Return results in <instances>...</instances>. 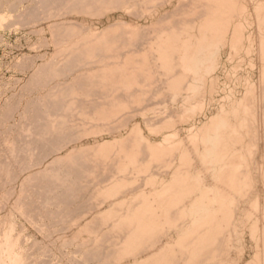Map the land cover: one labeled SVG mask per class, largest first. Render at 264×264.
I'll use <instances>...</instances> for the list:
<instances>
[{
    "label": "rangeland",
    "instance_id": "obj_1",
    "mask_svg": "<svg viewBox=\"0 0 264 264\" xmlns=\"http://www.w3.org/2000/svg\"><path fill=\"white\" fill-rule=\"evenodd\" d=\"M243 1L246 2V7H248L247 12L249 11L246 19L247 21L251 20V22H248L249 26L244 31L245 37L241 43L242 47L239 49L241 51H238V55H235L236 52L230 48V39L229 42L226 39L225 46H222V50H220L218 65L214 66V71L209 75L211 77L208 76V80L212 79L215 82L213 83L216 85V89L212 92L199 91L200 94H204V98L199 96L197 97L199 99L193 98V100L191 96L194 92L187 89V86H191L193 82V75L181 72L175 64L169 65V62L175 61V50L179 45H160L159 39L164 35L173 38L176 34L182 33L183 29L196 34L197 31L194 28L205 19V11L201 7L200 0H149L146 3L137 2L136 4H140V7L138 6L134 11L133 8L125 10L127 14L124 13V10L110 9L109 11L108 9L107 11L101 7L97 8L91 15L72 13L64 16L69 22L84 23L82 27L65 24L51 29V21H42L44 17L42 9H40L41 12L39 10V15L38 12L35 14L30 13L27 17H25L26 15L21 17L8 12L2 14L0 19V115L2 114V117L0 116V229H6L10 226V223H13L16 228L14 234L22 230L19 233L20 242L26 246L25 250L31 256L27 258L25 264H75V260L81 262L80 264H177V258L182 255L181 253L183 252V255L187 254H184L185 250L181 251L180 248L185 243L180 242V245H176L177 236L173 228H170V225L165 222L164 224L163 220L161 225L151 227L149 232L136 243V253H110H112V250L114 252V250L120 249L124 241L131 237L130 230L136 231L137 229L127 224L131 221V218L127 220L125 217L122 218V213L125 214L127 211L131 213V211L133 212L141 206H146L148 211H151L150 207L161 204L160 202L155 203L154 199L157 198L156 196H158L161 189L168 187L167 184L172 181L173 177H179L180 174L185 173L186 163L188 162L191 163L192 169L194 168L192 170L190 167V171L192 173L199 172L202 178L205 179H203L204 184L209 188L208 190L216 189L219 192H226L228 198L232 197L230 199L235 200L232 201L233 203L230 202L224 206V210L228 213L227 216L222 220L219 219L216 223L217 226L216 224L212 225V227L214 226L213 230L211 227L207 241L204 244V249L207 251L194 258H188L186 255V257L181 256L182 262L180 261L181 263L178 264H189L190 261L195 264L197 262L201 264L202 261L203 264H213L214 260L212 259L224 254V252H228V261H230L228 264H250L251 259H256L254 241L249 233V216L252 214V218H255L253 215L255 209L253 203L249 200L252 199L253 194L247 195L243 189L242 193L235 194L227 186L228 178L232 173L231 167L234 165V161L235 164L239 163V158L226 160L228 169L225 173L220 172V175L218 169L217 172H213L207 164L209 160L205 161V165V162L194 153V139L190 133V130L195 129V127L201 128L213 114L215 115L220 105H227L229 97H243L248 87L253 85L257 121L254 126L252 124L248 125V136H244L246 142H243L245 150H248V148L254 150L253 157L259 168L257 174H255L258 175V178L256 177L259 185L257 188L261 195L264 194V182L262 183L264 180L261 177L264 167V82L262 81L264 43L259 45L261 44L259 40L260 32L263 33V31H258L257 28L261 26L258 25L263 20L261 18H264V3H262L264 0ZM16 3L18 4L19 0H9L8 7ZM21 3H25V6L33 5L31 4L32 1L29 0H23V2L21 0ZM256 5L258 11L261 8L260 5H263L260 9L261 12L255 11ZM257 13L259 15L260 13L263 14V16L260 15L261 18L259 16L260 22ZM255 18H257V21ZM54 20L57 21L52 19V21ZM114 23H117V26L111 27ZM123 26H127L126 29L122 28ZM115 29L117 30L114 34L116 39L110 40L109 44L111 45L105 44L104 41L96 42L103 36L111 39V31ZM134 32L139 34L135 36L124 34ZM250 36L253 43L251 42L249 48L250 41H248V44L247 37ZM129 42H134L133 44L136 45H128ZM80 43L83 44L80 45ZM74 52H77L78 57H70L69 60L72 63H69V65L62 66L63 68L58 65H49V69L47 67L45 72H42L39 76L35 73L37 69L41 68L42 70L43 65H46L51 59L54 62L57 61L60 53L73 55ZM91 53L96 54L97 58L88 59L87 56ZM158 58H164V61H159ZM87 60L96 61L97 63L84 67L83 63ZM27 61L28 66L26 65ZM124 61L129 63L126 68L137 71L134 81H127L116 72L121 66L117 67L113 63ZM22 62L27 66V70L25 66L24 69L20 68L23 67ZM21 64L22 66H20ZM29 65H33L32 68ZM77 69L81 70L77 71ZM77 75L79 78H77ZM178 78H185V80H181V88L178 91L170 90L171 82ZM245 80H250L247 82L249 84L251 82L250 86ZM208 82L210 81H207V85ZM121 83H130V87L127 89L129 90L128 97H121L123 92L116 90L121 86ZM58 85L61 89L55 88ZM51 93L53 97L50 96L49 98ZM70 93L74 96L73 100ZM57 94H61L62 97L59 95V97H56ZM68 95L70 96L67 97ZM41 98L43 100L50 99L49 101L52 100L54 103L51 101L49 103L51 106L46 105V108L50 110V114H44L43 119L37 122L35 119L38 114L36 115L37 112L34 110H36L37 102ZM59 99L60 102H63L61 106L57 105ZM137 99L140 102H136ZM201 99L204 104L199 110L196 109L198 107L195 104L198 101L200 102ZM69 100L74 104H71ZM192 103L196 108L191 106ZM52 107L53 109H51ZM59 108L61 109L60 112L57 111ZM193 108H195V111ZM28 109H30L29 111L33 110L35 113L27 111ZM114 109L117 111L124 109L123 116L119 112L115 115L118 118L119 116L128 118V122L124 123L125 127L113 129L112 132L109 131L108 133L107 127H118L123 124L120 122L121 118L117 122H104L101 119L108 117L110 110ZM12 111L14 112L12 113ZM185 114L187 117L190 116L189 119L184 118L186 117ZM31 117L35 118L32 120L33 124L30 123L31 120L28 121L32 119ZM25 118L26 121H24ZM44 118L45 121H43ZM147 119L153 120V123L152 121L149 122L153 126L154 133L146 127L145 121ZM58 120L62 123L58 124ZM166 122L173 124V128L166 130V132H176L177 136H171L172 141L168 140L164 144L168 145L170 142L175 141L176 145L175 143L172 144L175 145L174 148H167L164 156L157 157L151 156L148 150L143 147L142 152L144 155L140 156L141 163L136 164L143 169L138 170V172L135 169L136 165L130 164L125 157L123 158L124 155L121 154L122 158L118 159L115 153L117 146L107 151L94 150L98 143L116 145L120 141L124 151L137 143L142 150L143 144L136 139L137 133H141L144 138L152 143L159 142V140L161 142L165 131L162 130L160 134L159 130ZM20 125L24 127L23 130L28 128V134L25 132L24 135L23 127ZM17 126L20 127L17 128ZM178 142L181 144H177ZM254 144L255 147L259 146L260 148H253L252 145ZM59 147L65 148L58 153L52 152ZM180 147L187 149L189 152L190 156L185 158L186 160L190 158L187 162L178 155V148ZM245 152L242 160L248 157V153ZM145 155L148 157L146 158ZM67 156L73 158L69 163L72 170L70 168V171L65 172L62 169L59 172L69 174L65 178L68 185L20 186V182L24 178L37 171L36 168L25 169L30 161H37L46 157L44 160L51 162L57 158ZM239 170L240 173H245V167H241ZM10 174L18 177L16 184L14 183L15 185L7 183L14 178ZM118 176H121V178ZM116 177H118L119 182H123V185H110ZM40 180L37 179L36 181ZM42 180L46 181V179ZM147 181L150 183L148 184ZM207 188H205V191L208 192ZM198 193L197 191L194 195L199 197L201 192ZM207 194L210 197L213 195L210 192ZM59 195H62V197ZM194 195L192 197L197 198ZM57 198L58 200H56ZM183 204L185 203L179 205L182 206ZM214 205L216 208L219 207L217 204ZM19 206H23L22 212L30 216L29 218L20 214V211H18ZM260 206L261 209L264 208L263 203ZM173 215L165 219H169L167 220L169 223L181 224L180 227L190 221L188 218L181 220ZM165 219L164 221H166ZM259 220L264 222L262 215H259ZM196 228L198 229L199 226L197 225ZM234 228L237 234L233 232ZM214 229L215 232H213ZM221 229H228L231 234L228 232L226 235ZM197 231L199 234L200 229ZM228 235H231V239L228 243L229 246L225 247L227 244L225 237ZM139 236L141 235L139 234ZM213 237L216 240L213 241ZM110 245L112 246L109 247ZM104 248L105 250L102 251L101 249ZM170 248L175 249V254L171 253L170 255V251H168ZM212 249H218V252L211 253ZM167 251L168 253H166ZM118 256L119 258H117Z\"/></svg>",
    "mask_w": 264,
    "mask_h": 264
},
{
    "label": "bare ground",
    "instance_id": "obj_2",
    "mask_svg": "<svg viewBox=\"0 0 264 264\" xmlns=\"http://www.w3.org/2000/svg\"><path fill=\"white\" fill-rule=\"evenodd\" d=\"M8 1L9 0H4L3 2L2 1L0 2V19L2 18V14L5 13V12H8L10 14L11 13L12 14L15 13L18 16H21V17L26 15L25 17H27V15H29L30 13L35 14L36 12H38V15H39V10L42 9L43 10L42 14H44V17L42 18V21H51L52 25H51L50 28L52 29V28H57V27L63 26L65 24H70L71 26H81V27L84 26V23H78V21L69 22V20L65 19V17H64V16H66L68 14L77 13V14H90L91 15L92 12H94L97 8H101V7H103L107 11H108V9H109V11H110V9L111 10L112 9L113 10L118 9L119 11L120 10L121 11L124 10V13L127 14L125 12V10H129V9L131 10L133 8V11H134V9H137V7L140 5V4H136L137 2L138 3H146L149 0H120V1H118V0H48V1L47 0H29V1H32L31 4H33V5H29V6H25L24 5L25 3L22 4L21 0H19L18 4L17 3L15 5L11 4V7H8ZM200 1H201L200 3H202L201 7H203V9L205 11L204 12L205 19L202 20L200 23H198L197 26L195 25L196 27L194 29H196V31H197L196 34L193 33L192 31L187 30V29L186 30L183 29L182 33L176 34V36H174L173 38H171L169 35H164L163 37H161V39H159L160 45H179V46H177V49L175 50L176 51V53H175V56H176L175 57V61L172 62V63L169 62V65L175 64L176 66L179 67V70L181 72H183L185 74L193 75V78H192L193 82H192L191 86H187V89L192 90L194 92L193 95L191 96L192 100H193V98L194 99L195 98L199 99V98H197L199 96H200V98L201 97L204 98V94H200L199 91L207 90L209 92H212L214 89H216V87H215L216 85H214L215 82L212 79L208 80V78L211 77L209 75H211L212 71H214V69H215L214 66L218 65V59H219V56H220V50H222L221 47L225 46L224 43H225L226 39H227V41L230 39L229 40L230 42L228 41L230 43V48H231L232 51L237 53L239 51V49H241V47H242L241 43H242V41L244 40V37H245L244 31L249 26L248 22L249 21L251 22V20L247 21V19H246V18H248L246 15H248L249 11L247 12V8L248 7H246V2L243 1V0H200ZM22 2H23V0H22ZM262 3H264V2H262ZM259 4H261V3H259ZM257 5H258V3H257ZM257 5H256L255 11L258 9ZM263 5H260L261 8H262ZM199 7H200V5H199ZM254 7H255V4H254ZM261 8H259V11L257 10V12H261L260 11ZM40 12H41V10H40ZM129 12H131V11H129ZM263 12H264V9H263ZM134 13H136V12H134ZM129 15H131V14H129ZM260 15L263 16V14H261V13H260ZM260 15L258 14V16H257L258 19H259ZM257 18H255V20ZM260 18H261V16H260ZM52 19H56L57 21H55V20L52 21ZM36 20H38V19H36ZM39 20H40V18H39ZM261 20H262L261 24H258V22H256L258 25H261V26H258L256 24L258 26L257 27L258 31H263V33L260 32L261 35L259 36L260 37L259 40H260L261 44H259V45H262L264 43V18H261ZM117 21H120V20H117ZM258 21L260 22V19ZM33 23H35V22L33 21ZM116 26H117V23H114V24L111 25V27H116ZM126 27L127 26H123L122 28L126 29ZM116 29L114 31L113 30L111 31V33H112L111 39L108 38L107 36H103L102 38H100L96 42L104 41L105 44L111 45V44H109L110 40H112V39L115 40L116 39V37H114V34H116L115 32L117 31ZM124 34H126V35L131 34L132 36H135L136 34H139V33L134 32V33H124ZM230 35H231V37H230ZM251 39H252L251 36L247 37V43H248V41H250L249 42L250 44L248 43L249 44V46H248L249 48L251 47V44L253 43V39H252V41H251ZM133 43L129 42L128 45H136V44H133ZM82 44L83 43H80V45H82ZM242 49H244V48H242ZM236 53H235V55H238V53L237 54ZM76 54H77V52L75 54H73V55L60 53L59 54V58L57 57V61L54 62L53 59H51V61L46 63V65H43L42 70H41V68L39 70L37 69V71L35 73L37 74V76H39L42 72H45L46 68L49 65L50 66L58 65L59 67L60 66L62 67V66H65V65H69V63H72L69 60L70 57L71 58L78 57ZM80 55H82V54H80ZM86 56H87V54H86ZM86 56H85V58H86ZM233 56H232V58H233ZM93 57L95 58L96 54H92L91 53V54H89L87 56L88 59H91ZM155 58H156V56H155ZM158 60L159 61H164V58H158ZM29 62H30V60H29ZM31 62H32V60H31ZM95 62L96 61L87 60V62H85V63L82 62V63H83V66L85 67V66L93 65V64H95ZM26 63L25 64L28 66V61ZM22 64H23V62H22ZM22 64L20 66H22ZM29 64H31V63H29ZM113 64L115 66H117V67L121 66L120 68H118L119 70H116V72H118L122 76L123 79H126L127 81H134L135 80V78H136L135 75H136L137 71L135 69L126 68L129 63L124 61V62H115ZM24 66L25 65L23 64V67H20V68L24 69L26 67V70H27V66H25V67ZM32 66H30V67L32 68ZM30 67H28V68H30ZM262 67H263V70H262V81L264 82V65ZM48 69H49V67H48ZM50 69H51V67H50ZM78 70L79 69H77V71ZM146 71L150 72L149 70H146ZM152 72H154V71H152ZM77 78H79V76ZM32 79L34 80V78H32ZM181 80H185V78H178L176 80H173L171 82L172 85L169 87V89L172 90V91H178L181 88V85H180L181 84ZM207 81H210V82H208L209 83L208 85H207ZM245 81H244V84H245ZM249 81H246V83L249 82ZM247 84H249V83H247ZM247 84H245V85L247 86ZM250 84H251V82H250ZM250 84H249V86H250ZM129 87H130V83H124V84L121 83V86L116 88V90H121L123 92L121 97H125V96L128 97L129 96V94H128L129 90H127V89ZM253 87H254L253 85L248 87V90L245 91L243 97H240V98L229 97L227 105H220V108H219L218 112L215 115L213 114L206 121V123L203 124V126L201 128H196L195 127V129L190 130L191 131L190 133H191V137L194 139V142H193V151H194V153L196 154V156H199V158H201V160L203 162H205L206 160H209V162L207 161L208 162L207 164H209V167L212 168L213 172L214 171L217 172V169H218V170H220L219 174H220V172L221 173H223V172L225 173V171H227V169H228V164L226 163V160H228L230 158L232 160L235 159V158H239V161H238L239 163L235 164V161H234V163H233L234 165L233 164H232L233 166L231 165L232 166L231 167L232 173H231L230 177L228 178L229 180H228V185L227 186L230 187L232 192L235 193V194L236 193H240L242 191V189L246 191L245 193L247 195L253 194L252 199H249V200H250V202L253 203V207L255 209V213L253 215L255 216V218H252V214L249 216V233H250L251 239L254 241V247H255V253L254 254L256 255V256L255 255L254 256L256 257V259L255 260L251 259V262L250 261L249 262H250V264H264V222H261V220H259V215H262V217L264 218V208L261 209V206H260V204H262V203H263V206H264V194L261 195L259 193L258 188H257V186H259L257 184V181H256V179L258 178V175L256 176L255 174H257L256 172H257V170L259 168H258V164L255 163V160H254V157H253L254 150L249 149V148H248V150H245L244 149V142H243V141H245L244 136H248V132H247L248 125L252 124V126H254V123L257 121L256 120L257 117H255V114H257V113H255V107L256 106H255L254 88ZM55 88H60L61 89L60 85L55 86ZM256 93H257V91H256ZM72 94H73V92H72ZM72 94H71V96H72V100H73L74 96ZM58 95L61 96V94H57L56 97ZM50 96L53 97V94L52 93H51V95L49 94V98H50ZM69 96L70 95H68L67 97H69ZM63 97H65V96H63ZM49 100H43V98L39 99V101L37 102V108H36V110H34V111L37 112L36 115L38 114V116H36L37 117L36 119L34 117H31L32 119L28 120L29 122L31 120V122H30L31 124H33L32 123L33 119H35V121L39 122V121H41L43 119L42 116L44 114H48L49 113L50 110H48L46 108L49 105V103H51V101H52V100L51 101H49ZM139 100H140V98H139ZM56 101H57V99H56ZM69 101L71 102V100H69ZM52 102L54 103V101H52ZM136 102H140V101H138V99H137ZM204 102H205V100H204ZM53 103H52V105H53ZM61 103H63V102H60V99H59V102H57V105L61 106ZM72 103L74 104V102H71V104ZM17 104H18V101H17ZM64 104L66 105V103H64ZM121 104H123V103H121ZM136 104H138V103H136ZM203 104H204L203 100L201 99L200 102L198 101L197 104H195V106H197L198 108L193 106L194 103H192L191 106H193L196 109L200 110V107H202ZM207 105H208V103H207ZM49 106H51V105H49ZM123 106H124V104H123ZM195 108H193L194 111H195ZM14 109H15V107H14ZM51 109H53V107ZM124 109H121V110L118 109L119 111H117L116 109H114L115 111L114 110H110V112L108 111L109 112L108 117L101 118L104 122L105 121L106 122H114V121L117 122L121 118L120 122L123 123V124L118 126V127H107L108 133H109V131L112 132L113 129H117L119 127H125L124 123L128 122V118L122 117ZM257 109H256V111H257ZM29 110L30 109H28L27 111H29ZM32 111H29V112L35 113L34 111L33 112ZM57 111L60 112L61 109L59 108ZM13 112L14 111H12V113ZM51 112H52V110H51ZM118 112L122 114V116L121 117L119 116V118H118V116L115 115V114H118ZM6 113H7V111H6ZM21 114H23V113H21ZM0 116L2 117V114ZM51 117H52V115H51ZM188 117H190V116H188ZM188 117L186 115V117H184V118H188ZM2 119H5V118H2ZM22 119H23V117H22ZM98 119H100V118L98 117ZM147 120L145 121L146 127L148 128V130H150V132L154 133L153 126H152V124H150L151 122H149V121H152V123H153V120L152 119L148 120V121ZM24 121H26V118H25ZM28 121L26 122L27 125L29 124ZM43 121H45V118H44ZM154 121L156 122V119ZM23 123H25V122H23ZM26 123H25V125H26ZM51 123H52V120H51ZM57 123L61 124L62 122H60V120H58ZM20 126H17V128L20 127ZM21 127H23V126H21ZM172 128H173V124L166 122L163 125V127L159 130L160 134H161L162 130L165 131L163 133V138H161L162 141L160 142V140H159V142H156V143H152L150 140L144 138L143 135L138 132L137 136H136V139L141 144H143L142 150H141L140 145L137 143L135 146L133 145V147H131L130 149L127 148V150L124 151V147L121 145V141L118 142L116 145L99 144L98 143V146H96L94 150L99 151V152L100 151H107V150H110L111 148L114 149L115 148L114 146H117L116 147L117 149L115 150V153H116V156L118 157V159L121 157V154H122V155H124L123 158L125 157L127 159V161L130 162V164L136 165L137 163H139L141 161L140 156L144 155V153L142 152L144 150L143 147H145L148 150V152L150 153V155L153 156V157H157V156H160V155L164 156L165 150L167 148H170V149L174 148V146L176 145L175 141L174 142H170L169 141L170 144L166 143L168 145L164 144V142H166V141L168 142V140H171L170 139L171 136L172 137L173 136H177L176 132H172V131L171 132H166V130H171ZM253 128H251V129L253 130ZM23 129H24V127L22 128V130ZM27 129L28 128H25V130H23L24 135H25V132H27V134H28L29 130H27ZM132 130H133V128H132ZM257 131H258V129H257ZM257 131H255V132H257ZM157 135L160 136L159 134H157ZM51 136H52V134H51ZM255 137H256V135H255ZM257 137H258V135H257ZM64 140H65V138H64ZM251 140H252V137H251ZM67 143H69V142H67ZM174 143H175V145H172ZM251 143H252V141H251ZM257 143H258V141H257ZM64 144H66V143L64 142ZM177 144L180 145L181 143L178 142ZM257 145H259V144H257ZM252 147L253 148H258L259 146L255 147V144H254V145H252ZM17 148H18V146H17ZM64 148L65 147H59V148H57L56 150H54L52 152L53 153H58L59 151L63 150ZM178 151H179L178 155H180L181 159H185L186 157L190 156L187 149H184V148L182 149V147H180V148H178ZM245 151L248 153V157H247V159L242 160L244 158V152ZM257 152H258V150H257ZM245 156H246V154H245ZM147 157L148 156H146V158ZM45 158L46 157L41 158V159H39L37 161H30L28 163V165H26L27 166L25 168L26 170H31V169H35L36 168L37 171L35 173L31 174L30 176L24 178L20 182V186L33 185V187H35L34 185H40V186L41 185H43V186L44 185H46V186H64V185H68V181L65 178L68 177L69 174L68 173H63V172L60 173L59 171L62 170V169H64L65 172L66 171H70V168L72 170V166H70L69 163H70V161L73 158L71 156H67V157H64V158H57L55 160H52L51 162H46L44 160ZM142 159H144V158L142 157ZM188 160L185 159L186 162ZM236 160H238V159H236ZM117 161H121V160H117ZM186 165H187V169H185L186 170L185 173L184 174L182 173V175L180 174L179 177L178 176L173 177L172 181L167 184L168 187H166L164 189H161L159 194H158V196H156L157 198L154 199L155 203L156 202H160L161 204H159V205H157L155 207L154 206L150 207L149 209H151V211H148V207L141 206L139 208H136L135 211H133V212L131 211V213H129V211H127L125 214L122 213V218L125 217L126 220L128 218H131V221L127 222V224L129 226L136 227L138 229V231H137V229H136V231L130 230L131 237H128L126 239V241H124V243H123V245H122V247L120 249L114 250V252L112 250L111 251L112 253H110V254H115L117 252L118 253L122 252V254H128V253L129 254H131V253L133 254V253H136L137 252L136 243L146 233L149 232L151 227L154 228V227H156L158 225H161L162 224V220H163V223L165 222L166 224L170 225V228H173L174 233L177 236L176 245L177 246L180 245V242H184L185 243V245L180 246V248L182 249V250L181 249L180 250L181 251L185 250L184 254L187 253L185 255L188 258H194L196 256L199 257V255L201 253H204L205 251H207L206 249H204V244H205V241H207V237H208V234L211 231L212 225L218 223L219 219L222 220V219H224L227 216L228 213L224 210V206L227 205L230 202L233 203L232 201H234L235 199H230V198H232L230 196H229L230 198H228L227 197L228 195H227L226 192H223V191L219 192L216 189L208 190L209 188H207V186H205L206 185V184H204V180L205 179L202 178L201 174L199 172L192 173L190 171V167H191V163L190 162L186 163ZM205 165H206V162H205ZM24 167H25V165H24ZM241 167H245V173L244 174L240 173L239 169ZM11 168H12V166H11ZM229 168H230V166H229ZM135 169L138 172V170H141L143 168L141 166L136 165ZM191 169H192V167H191ZM150 171H151V169H150ZM11 176L14 177L13 175H11ZM118 177L121 178V176H118ZM118 177H116L112 181V183L110 185H113V184L114 185H119V184L123 185V182H119L118 181V179H117ZM261 177L263 178L262 180H264V167H263V170H262V173H261ZM17 178L18 177L16 175V177H14L13 179H10V181L7 182V183H12V184L15 183L16 184ZM37 179H41V180L37 182L36 181ZM42 179H46V181H43ZM263 182L264 181H262V183ZM1 183H3V182H1ZM147 183H148V181H147ZM5 184H6V182H5ZM263 186H264V183H263ZM182 187H184L185 189L182 188ZM186 187H188V188H186ZM205 188H207L208 192L213 194L212 195L213 197L212 196L210 197L207 194L208 192L205 191ZM197 191L199 193L201 192V195H199V197L194 195ZM205 192H206V195H208V196L205 195ZM192 195H194L197 198L192 197ZM60 197H62V195ZM56 200H58V198ZM162 203H164V204H162ZM182 203H185V204H183L182 206L179 205V204H182ZM214 204L219 205V207L217 206V208H216ZM147 206H149V205H147ZM42 207H43V205H42ZM55 207H56V205H55ZM22 209H23V206H19L18 211H20V214L22 216H25V217L29 218L30 216L24 214L22 212ZM129 210H130V208H129ZM173 214L175 216L177 214L176 217H178V219H181V220L183 219L184 220V219L188 218V220L190 219V221L188 223L186 222L182 227H180L181 224L178 225V224H175V223L173 224L172 222L169 223V221H167L169 219L166 220L165 218H168V217H170ZM164 219L166 221H164ZM197 225L199 226L198 229L196 228ZM216 226H217V224H216ZM213 227H212V230H213ZM199 229H200V231H199V234H198L197 230H199ZM221 230H220V232H221ZM15 231H16V228H15V225L13 223H10V226L8 228H6V229L5 228L2 229V230L0 229V264H25L26 263L25 261L28 260L27 258L31 257V256H29V254H27V252L25 250L26 246L22 245L21 242H20L21 239L19 237V233L22 230L20 232H16L14 234ZM126 231H128V230H126ZM218 231H219V229H218ZM213 232H215V229H214ZM222 232H225L226 235H227V233L230 232V231L228 229H223ZM233 232L235 234H237L235 228H234ZM128 233H129V231H128ZM138 233L141 236H139ZM211 234H212V232H211ZM229 234H231V232ZM123 238H124V236H123ZM225 239H226V242H227L225 247H228L229 246L228 243H229V241L231 239V235L226 236ZM214 240H216L215 237H213V241ZM155 243H156V241H155ZM92 244H93V241H92ZM30 246H29V248H30ZM111 246L112 245H110L109 247H111ZM106 249H107V247H106ZM101 250L103 251V250H105V248L101 249ZM165 250H168V249H165ZM168 251H170L169 252L170 255H171V253L175 254V252H176L175 249H172V248H170V250H168ZM168 251L166 253H168ZM212 252L215 254V253L218 252V249H212L211 253ZM181 254H182L181 256H185V255H183V252ZM61 256H63V255H61ZM181 256H179V258H177V264L182 262V257ZM38 258H40V257H38ZM114 258H116V257H114ZM117 258H119V256ZM101 259H102V257H101ZM183 260H184V258H183ZM212 260H214L213 264H228L230 262V261H228V252H224V254L218 255L216 258L214 257V259H212ZM76 261L77 260H75V264L77 262L79 263V261H77V262ZM202 262H201V264H203ZM189 264H195V263H192V261H190ZM197 264H200V262L199 263L197 262Z\"/></svg>",
    "mask_w": 264,
    "mask_h": 264
}]
</instances>
